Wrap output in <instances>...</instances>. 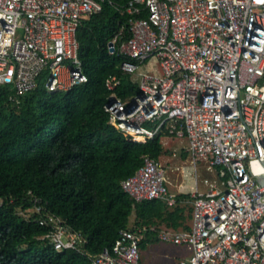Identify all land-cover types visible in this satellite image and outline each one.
Wrapping results in <instances>:
<instances>
[{"label":"built area","instance_id":"1","mask_svg":"<svg viewBox=\"0 0 264 264\" xmlns=\"http://www.w3.org/2000/svg\"><path fill=\"white\" fill-rule=\"evenodd\" d=\"M105 1L0 0V85L14 89L12 99L39 85L62 92L87 81L76 33ZM122 10L130 36L109 42L115 50L119 40V69L139 91L122 100L120 78L105 79L108 123L136 141L185 138L189 166L203 162L213 176L180 201L191 208L189 227L162 228L157 238L189 253L176 264H264V0H127ZM121 186L136 202L177 203L160 159L148 155ZM38 223L57 252L140 264L144 227L120 229L110 248L90 255L86 237L59 216Z\"/></svg>","mask_w":264,"mask_h":264},{"label":"trees","instance_id":"2","mask_svg":"<svg viewBox=\"0 0 264 264\" xmlns=\"http://www.w3.org/2000/svg\"><path fill=\"white\" fill-rule=\"evenodd\" d=\"M126 1H105L77 29L86 82L62 92L39 85L16 100L11 86L0 85V264H91L85 254L57 252L40 239L47 228L38 219L47 213L85 236L90 255L110 248L120 229L144 227L142 249L157 239L160 225L189 227L191 208L180 203L189 194H179L167 207L159 199L136 202L121 186L142 165L143 155L159 159L164 153L161 134L136 141L110 125L104 109L109 75L120 78L115 91L122 100L139 91L119 69V40L108 51L119 32L122 39L130 36L122 10Z\"/></svg>","mask_w":264,"mask_h":264},{"label":"crops","instance_id":"3","mask_svg":"<svg viewBox=\"0 0 264 264\" xmlns=\"http://www.w3.org/2000/svg\"><path fill=\"white\" fill-rule=\"evenodd\" d=\"M152 65H153V61H151L147 65H143V67L141 69H143V70L149 69L152 67ZM168 139H165V138L160 139L162 146L164 148V153L159 157V159L160 160L163 159V161H165V163L171 159V157H169V156L167 158V156H166L167 154L165 152L166 151L165 142L168 141ZM176 139L179 142V144L181 145V148H184L183 152H185V153L182 152V156L185 159H182L180 164L169 162V164H167V166H165L166 185H167L169 192L175 193L177 196L179 194H189L190 195V192L192 191V189L195 186H197L199 189L202 187L198 186L197 168H196V171H193V168H191L189 166V163H188L189 162V152L187 150V140L185 138H176ZM173 151L174 150H172V152ZM172 152H171V154H172ZM203 189H200V190H203ZM180 203L182 205H187V207H190L189 203H187V202H180ZM190 219H191V217H189V219H187L185 221V223L188 226L190 225ZM162 228H165V226L160 225L159 229L157 230V233ZM180 229H183V228H180ZM159 242H161V241L158 238L157 239L150 238L149 241H147L145 244L152 246V244L156 245ZM139 262H140V264H151L150 261L148 262L144 258L141 259V256H140ZM174 262L176 263L177 261H174Z\"/></svg>","mask_w":264,"mask_h":264},{"label":"rangeland","instance_id":"4","mask_svg":"<svg viewBox=\"0 0 264 264\" xmlns=\"http://www.w3.org/2000/svg\"><path fill=\"white\" fill-rule=\"evenodd\" d=\"M175 141V142H174ZM174 142V143H173ZM166 148V156L168 158L171 157L170 160H168L166 163L161 159V163L164 166H167L169 162L180 164L182 159H185L182 156V152L184 151V148H181V145L175 138H169L168 141L165 143ZM172 150L175 151L176 155L172 156L171 152ZM185 153V152H183ZM187 153V152H186ZM189 163V162H188ZM187 164V163H186ZM197 172H198V186L202 187L200 189H203L204 186L201 183L202 179L206 177H213L210 173H208L205 170V163L198 162L197 164ZM132 219V217H130ZM189 253L180 245H173L166 242H159L156 245L150 246L145 244V246L140 248V256L141 259L144 258L148 262L150 261L151 264H176L174 261H178L182 258H187Z\"/></svg>","mask_w":264,"mask_h":264},{"label":"water","instance_id":"5","mask_svg":"<svg viewBox=\"0 0 264 264\" xmlns=\"http://www.w3.org/2000/svg\"><path fill=\"white\" fill-rule=\"evenodd\" d=\"M108 51L109 52H113L114 51V46L112 45V42H108ZM260 164H261V168H262L263 171H262L261 174L257 175V178H258L259 182L264 186V160L261 161Z\"/></svg>","mask_w":264,"mask_h":264}]
</instances>
